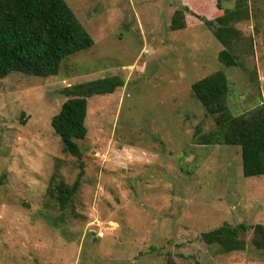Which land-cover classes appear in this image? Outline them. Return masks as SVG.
Instances as JSON below:
<instances>
[{"label": "rangeland", "instance_id": "rangeland-1", "mask_svg": "<svg viewBox=\"0 0 264 264\" xmlns=\"http://www.w3.org/2000/svg\"><path fill=\"white\" fill-rule=\"evenodd\" d=\"M65 1L94 46L55 76L0 79V264H264L252 230L243 251L201 240L223 225L264 226V176L244 177L238 146L199 144L215 117L192 92L223 71L233 116L264 105V0H247L248 17L233 23L234 68L219 62L224 47L202 19L235 1ZM177 11L186 27L173 31ZM108 77L124 85L88 100L82 156L65 153L51 125L63 90ZM81 170L62 210L52 177L71 186Z\"/></svg>", "mask_w": 264, "mask_h": 264}, {"label": "trees", "instance_id": "trees-1", "mask_svg": "<svg viewBox=\"0 0 264 264\" xmlns=\"http://www.w3.org/2000/svg\"><path fill=\"white\" fill-rule=\"evenodd\" d=\"M235 1L234 10H226L214 21L202 19L224 49L219 62L226 68L240 66L232 46L242 39L234 22L248 17L247 0ZM218 9L220 6L218 4ZM184 15L177 11L171 23L173 31L185 29ZM94 46V40L65 0H0V79L12 73L36 77L55 76L70 56ZM124 85L119 77H108L63 90L68 98L52 119L54 132L60 137L63 151L80 158L79 141L87 137L85 125L88 100L96 95L115 93ZM194 97L201 103L206 115L215 117V128L199 137L201 145L238 146L242 153V169L246 178L264 176V105L240 116H233L226 103L230 93L229 80L223 71H217L192 85ZM200 129V128H198ZM200 131H197L199 133ZM84 170L75 183L67 185L54 174L56 200L66 208L80 188ZM252 230L251 245L264 252V226L240 224L223 225L201 234L207 245H217L223 253L243 251L246 243L242 235ZM166 264H177L169 259Z\"/></svg>", "mask_w": 264, "mask_h": 264}]
</instances>
